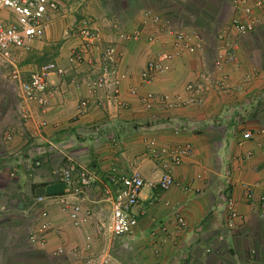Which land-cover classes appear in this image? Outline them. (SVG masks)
Instances as JSON below:
<instances>
[{"label":"crops","instance_id":"0c3cea01","mask_svg":"<svg viewBox=\"0 0 264 264\" xmlns=\"http://www.w3.org/2000/svg\"><path fill=\"white\" fill-rule=\"evenodd\" d=\"M57 1L59 10L44 36L28 50L13 49L10 62L0 64V264H104L105 259L108 264H264V0L259 6L248 0V16L230 0ZM147 10L201 47L175 57L146 84L141 73L147 61L172 50L174 40L161 22H150ZM84 20L101 36L87 51H81L74 30ZM235 22L249 23L252 31L239 34ZM134 30L140 31L137 39L119 36ZM217 32L225 36L218 39ZM149 35L155 41H147ZM229 42L236 43L234 59L215 72L225 90L211 86L200 103H186L185 85L212 70L215 53L223 55ZM108 46L117 55L111 76L117 92L113 86L91 90L89 78L100 73V50ZM48 62L56 68L47 74L52 93L45 107L10 92L11 69L25 78ZM148 92L181 104L144 108L140 96ZM82 100L86 108L80 112ZM18 107L26 110V119ZM151 139L158 147L188 145L190 154L171 168L174 184L168 189H141L133 208L137 226L129 236L112 239L98 228L110 211L99 200L101 189L112 187L111 173L136 171L156 183L162 170L146 153ZM68 160L88 168L91 185L77 198L63 189L43 194L52 228L44 246L30 245L34 222L25 220L24 210L36 190L58 183L52 172ZM63 197L90 209L93 217L73 225L60 209ZM227 197L235 213L231 226Z\"/></svg>","mask_w":264,"mask_h":264},{"label":"built area","instance_id":"2783aa9c","mask_svg":"<svg viewBox=\"0 0 264 264\" xmlns=\"http://www.w3.org/2000/svg\"><path fill=\"white\" fill-rule=\"evenodd\" d=\"M233 7H240L244 15H250L252 6L248 0H230ZM261 0H254V5L259 6ZM60 4L57 0H0V13L5 11L9 13L10 18H2L0 15V64L10 62L13 49L28 50L33 41L39 40L44 36L46 24L59 10ZM145 15L151 20L150 22L158 25L159 22L166 29L173 32L174 40L172 50L161 51L153 58L149 59L143 69L141 76L142 82L150 83L155 74L169 69L170 62L180 56L183 52H193L200 48L199 42L195 44L189 43V36L180 29H171L169 21H164L159 15L152 10H147ZM235 28L239 34L244 35L252 31V25L249 23H236ZM75 33L81 38L82 50H88L97 47L101 38L100 30L91 25L87 20H84L75 28ZM140 31L134 30L130 33L120 32L119 36L122 39H137L140 36ZM215 36L222 39L225 34L217 32ZM147 41L153 42V35L147 37ZM236 43L232 42L225 47L223 55L217 52L212 61V70L202 71L198 74V79L189 81L184 89L190 100L186 103H200L205 91L211 86L221 91L225 90L226 85L224 80L215 75L223 63L231 62L234 59V50ZM81 51L75 52V59L81 58ZM116 52L113 47H105L100 50V73L94 78H89V86L91 90L99 88H108L113 86L114 92H117V81L111 76L115 71ZM56 66L53 62L42 64L28 73V76L23 78L20 72L13 68L9 72V80L7 86L12 94H16L21 98V102L36 103L40 107L47 105L52 89L47 83V74L55 70ZM131 94L135 93L133 88L129 89ZM179 98H177L178 100ZM169 106H179L181 102H176V98L170 101L167 95L156 97L153 93H146L140 96V103L144 108H152L158 103H168ZM121 107L124 106L119 101ZM86 108V100H82L78 104V110L82 112ZM17 112L21 118L28 117L26 110L23 107H18ZM249 132H243V138H250ZM8 138V137H7ZM146 153L151 156L155 165L161 168V177L154 183L146 181L142 176L134 171L128 175H118L111 173L108 180L112 187L105 186L101 189L99 200L108 203L110 211L106 220L98 225L99 230H108L112 239L120 240L129 236L137 226V219L133 212V208L137 206L139 201V193L145 186H157L161 190L168 189L174 184L171 176V168L182 162L183 158L190 154L188 145H165L158 147L154 140H149L145 146ZM36 164H39L38 162ZM55 182L63 184L64 195H72L79 197L84 195L92 182L91 174L87 167L76 165L73 161L68 160L64 164L55 168L52 172ZM249 193V192H248ZM250 195V193H249ZM48 196L43 194H35L31 197L27 208L24 210L25 220L34 222L33 229L27 234V240L30 245L44 246L45 234L51 230L52 225L49 219V213L46 209L45 202ZM59 205L62 211L67 212L69 220L73 225H81L93 217V213L88 208H81L78 203H69L63 197L59 198ZM231 200L226 199V210L230 213L226 221L229 226L232 225V218L235 213L232 211ZM177 223L181 228L185 227V222L182 217H177ZM98 224V223H97ZM62 252L58 250V254ZM108 264V260L103 261ZM110 264V263H109Z\"/></svg>","mask_w":264,"mask_h":264},{"label":"water","instance_id":"95a60500","mask_svg":"<svg viewBox=\"0 0 264 264\" xmlns=\"http://www.w3.org/2000/svg\"><path fill=\"white\" fill-rule=\"evenodd\" d=\"M63 189V184L61 182L58 183H53V184H49L46 185L44 187H40L39 191L36 190V194H47V195H51V194H57L62 192Z\"/></svg>","mask_w":264,"mask_h":264},{"label":"rangeland","instance_id":"374dc122","mask_svg":"<svg viewBox=\"0 0 264 264\" xmlns=\"http://www.w3.org/2000/svg\"><path fill=\"white\" fill-rule=\"evenodd\" d=\"M7 12L5 11H1L0 15L2 18H10V15L9 14H6Z\"/></svg>","mask_w":264,"mask_h":264}]
</instances>
